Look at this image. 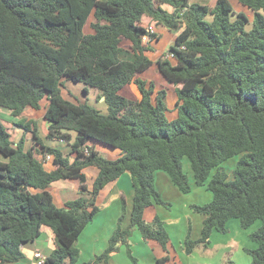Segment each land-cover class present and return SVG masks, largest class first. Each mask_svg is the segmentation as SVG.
<instances>
[{
    "label": "trees",
    "instance_id": "obj_1",
    "mask_svg": "<svg viewBox=\"0 0 264 264\" xmlns=\"http://www.w3.org/2000/svg\"><path fill=\"white\" fill-rule=\"evenodd\" d=\"M237 1L253 12L249 30L242 12L231 20L229 0H215L212 7L189 0H0V108L16 117L14 125L23 131L14 142L0 124V264L20 261L21 247L37 238L42 226L56 244L43 264L106 261L117 242L128 243L133 229L143 241L166 249L162 220L143 218L148 206L168 205L154 187L156 171L166 173L181 193L204 187L212 195L207 203L191 205L204 218L199 237L184 240L187 254L206 245L212 231L225 233L230 219L242 229L259 220L249 235L256 248L249 252L251 264H264V0ZM90 14L92 32L84 33ZM143 18L176 33L167 50L175 63L167 57L155 62L174 88L172 120L166 115V90L154 91L153 82L136 77L152 65L143 37L160 36L147 32ZM122 41L129 42L131 60L120 56ZM64 81L82 84L84 93L96 89L106 112L63 98ZM127 84L135 86L137 100L120 93ZM43 99L45 139L66 142V152L47 145L35 121L22 117L25 109L39 110ZM94 143L119 150V156L105 157ZM46 155L52 158L50 171L44 168ZM234 156L240 159L228 180L220 168ZM88 166L98 169L90 189L83 173ZM123 173L130 174L133 186L129 224L121 227L126 209L121 198L108 246L92 262L78 263L75 244L99 210V191ZM66 179L79 180V195L59 207L48 188ZM127 254L137 264L129 249Z\"/></svg>",
    "mask_w": 264,
    "mask_h": 264
},
{
    "label": "crops",
    "instance_id": "obj_2",
    "mask_svg": "<svg viewBox=\"0 0 264 264\" xmlns=\"http://www.w3.org/2000/svg\"><path fill=\"white\" fill-rule=\"evenodd\" d=\"M164 8H166L168 11H172V8L170 6L164 5ZM142 21L144 25L151 26L156 34H159L158 30L160 31L167 30L166 28L160 25H155V23H151V22L149 23L147 18H143ZM175 36L176 33H173V35L171 36L172 43L174 42ZM145 45L152 47V51L150 50L148 52L153 53L159 46V40L150 41L147 39ZM163 49L164 47H160L162 53H163ZM148 52H145V54L152 60V65L144 72L138 73L136 77L146 81L147 85L149 84V82H153L154 91L165 89L166 99L168 96L167 92L169 90L172 92V98L170 104H167L168 111L166 112L168 119L172 120L176 117L177 114L175 110L176 95L174 93V88L172 84L168 83L164 79V77L159 73L157 69V65L155 62L158 58L161 57V52H159L155 58H152ZM166 57L172 63H175V61L171 56L166 55ZM125 88H130V91H128L126 97L132 100H137L139 98L140 95L136 91V88L133 84H127ZM124 91L125 90L122 89L120 93L123 95ZM99 100L103 101V98L101 97ZM41 112L43 113L44 109ZM47 126H48L47 121H44L43 126L41 128L44 138L47 133ZM44 142L47 145H53L59 147L61 148L62 151L65 152L68 151L69 149L68 144L62 140L47 141L45 139ZM94 145H95V149L100 153L105 152L107 158L114 159L119 156V150L110 149L98 143H94ZM51 160L52 158L50 157L48 160H45L43 162L44 168L47 171L53 169ZM83 173L85 174V178H86L85 184L88 187V189H90L92 187L94 179L98 174V169L95 166H88L83 169ZM79 185L80 183L78 179L59 180L52 183L48 188V190L51 192L53 196V200L58 201V202L54 201V203L60 207L63 205L65 201L69 200V199L64 200L62 198L61 196L62 192H68L67 197H69V195H72L73 196L72 199H74L79 195ZM154 187L161 196L162 200L167 202L168 205L148 206L147 208H145L143 212V218L147 223H151L154 217L156 216L160 220H162L163 226L169 235V241L166 244V249H163L161 245L154 240L143 241L140 236V233L136 229H133L131 231L130 237L128 238L127 244L122 243L120 241L117 242L115 244L117 250L114 253H112L106 261H100L97 264H120L119 263L120 255H124L129 259V256L127 254V249L130 250L131 255L136 259L137 264L139 263V260L142 257V255L146 257L150 255L149 264H152L153 261L156 264V260L163 257L166 258L163 264H218L219 259L224 258V257H220L221 255L220 253L224 249L233 247V249L231 248L232 250H230V252L233 251L236 253L237 248L239 246L240 248H242L243 241L241 239H240L241 243H238L234 239H231L227 242L220 241L221 239L218 235L214 236V232L216 231H212L208 243L206 245L196 246L191 253L186 254L182 247L184 240L186 239V237L190 238V235L192 236L193 240L197 239L200 235V229L202 226V224H199L200 222L199 219L192 214L195 211H193L191 205H194L195 201L190 200V197H188L189 195L191 196L190 193L193 191L195 193L197 192L199 193L200 187H193L191 191L186 194L181 193L171 183L168 175L161 171H156L154 173ZM121 198L125 200V206H126L125 215L121 222V227L126 228L130 220V210H131L132 198H133L132 179L130 174L128 173L121 174L115 180L107 183L99 191V194L96 198V205L99 206V210L93 216L90 223H88L84 227L75 244L79 250L78 263L88 262V261L92 262L94 258L97 255L101 254L108 246L109 239L114 229L117 226L118 219L121 213ZM210 199H212V195ZM193 218L196 222H198V230H197V226L195 230L196 236L192 235ZM228 222L229 220L226 223V228H227L225 232L226 234H228ZM168 227H170L174 233H177L178 248L174 246L173 238L170 236ZM197 231L199 234H197ZM213 238L216 239L215 243L212 242ZM138 239L139 242L137 243ZM134 246L135 247L142 246L146 249V251H148V253H146V251L145 253H143L144 250H142L140 254H135L133 251ZM55 247L56 244L53 233L48 227L42 226L39 236L35 238L32 242L23 245L21 247V252L23 254L22 259L18 262L6 263V264H35L36 260L34 258V253H39L43 258H45L50 254V252ZM224 251L226 253L224 256L230 253L229 251L226 250ZM184 259H185V263L182 262L184 261ZM226 260H225L226 263L230 261L229 259L228 261ZM125 264H127V262H125Z\"/></svg>",
    "mask_w": 264,
    "mask_h": 264
},
{
    "label": "rangeland",
    "instance_id": "obj_3",
    "mask_svg": "<svg viewBox=\"0 0 264 264\" xmlns=\"http://www.w3.org/2000/svg\"><path fill=\"white\" fill-rule=\"evenodd\" d=\"M190 3H198V4H202V5H207V6H213L215 3V0H189ZM229 3L232 7V12L230 13V18L231 20H234L235 16L237 13L242 12L247 18H248V22L246 23L245 26V30H249L252 26V21H253V12L247 8L246 6L241 5L240 3H238L237 0H229ZM164 7V5L162 6ZM166 9V8H165ZM212 19V17L210 15L206 16L205 20L210 21ZM94 22L93 16L92 14L89 15L86 24L83 27V32L84 33H90L92 32L91 29V23ZM158 35H160L159 38V46L157 47V49L151 53L148 52L149 55L152 58H155L156 55L161 52V57H166V55H168V47L172 44V39L171 36L173 35V31H169V30H158ZM147 39L145 40V44H146ZM121 46H122V52H121V58L124 60H131L132 57V53L129 49V42L128 41H122L121 42ZM147 46V45H146ZM150 47V46H148ZM160 47H164L163 49V53L162 50H160ZM152 49V47H150ZM152 51V50H151ZM169 56V55H168ZM157 72V71H156ZM123 90H125L123 92V95L126 96L128 94V91H130V88H125L123 87ZM60 94L63 96V98L70 100V101H77V102H86L87 104L93 106L94 108L98 109L100 112L105 113L106 112V105L103 101L97 100V95H98V91L94 88H90L88 87V91L87 93L83 92V85L80 83H73L70 81H64L63 85L60 87ZM167 99H166V104H170L171 98H172V92L169 90L167 92ZM47 104V101L45 99H43L41 101V108L39 110H34V109H25L23 111L22 117H24L26 120H33L36 123L37 129H38V133L39 136L41 138H44L41 128L43 126V122L45 121L43 119V113L41 112L45 105ZM167 115V114H166ZM168 117V116H167ZM17 121L16 117H12L9 112L7 110L1 109L0 108V124L3 125L6 130L10 133L11 135V139L15 142L18 141L20 139V137L23 135V131L19 128H17V126L14 125V123ZM25 139H27V145L29 146L32 143V138H31V134L30 133H26L24 134ZM72 137L74 139L75 137V133H72ZM72 139V140H73ZM103 155L106 157V153L102 152ZM101 153V154H102ZM240 159L239 156H234L232 158L227 159L226 161H224L221 164V171H223L228 180L233 179V171L236 168L237 162ZM183 171L185 172V174L188 176V180L189 183L192 184V175L190 172V168H189V163L186 159H184L183 161ZM163 172V171H161ZM164 173V172H163ZM212 173H214V171H212ZM170 179V178H169ZM171 181V180H170ZM172 183V182H171ZM174 185V184H173ZM175 188H177L174 185ZM178 189V188H177ZM203 193V194H202ZM68 192H62L61 196L64 200L67 199H72L73 196L69 195V197H67ZM186 194V193H185ZM191 196L189 195L188 197H190V200L195 201V205H202L206 202L211 201V193L208 190H205L203 187H200L199 193H195L194 191L190 193ZM209 197V198H208ZM210 199V200H209ZM55 202H58L56 200H54ZM169 212V210H168ZM195 217H197L199 219V224H202V220L204 218V216L198 212H194L192 213ZM192 228H193V236H196L195 230H196V226H197V230H198V222H196L193 218L192 221ZM166 224V223H165ZM260 225V221L257 220L255 221L249 228L247 229H242L239 226V222L236 219H230L228 222V234L226 233H220V232H214V236L218 235L220 237V241H224L227 242L231 239L236 240L238 243H241L240 239L243 241V246L242 248H240V246L237 248V252H230V250L233 249V247H229L226 248L224 250L229 251L230 253H228V255L224 256L226 253L223 250L220 254V257H224L223 259H219V263L218 264H231L230 262H234L235 264H251L252 262V255L250 254V250H253L256 248V244L251 241L249 239V235L254 232ZM170 236L173 238V243L174 246L176 248H178V243H177V233H174L173 230L168 227ZM197 234L198 231H197ZM139 235V234H137ZM190 239L193 240L192 236L190 235ZM215 238L212 239V242L215 243ZM139 242V239L137 240V243ZM136 243V244H137ZM135 244V245H136ZM183 249H184V242L182 245ZM144 250L143 253H145L146 249L142 246H134L133 251L135 254H140V252ZM185 252V249H184ZM146 253H148V251H146ZM186 253V252H185ZM187 254V253H186ZM183 258V257H182ZM130 259V258H129ZM126 256L124 255H120V260L119 263L120 264H125V262H127V264H132L131 259L129 260ZM227 259V260H226ZM228 259L230 260L229 262H225L228 261ZM223 260V263H222ZM183 263H185V259L184 261H182ZM150 263V255L148 257L143 256L140 258L139 263L138 264H149ZM152 264H155L154 261L152 262Z\"/></svg>",
    "mask_w": 264,
    "mask_h": 264
},
{
    "label": "built area",
    "instance_id": "obj_4",
    "mask_svg": "<svg viewBox=\"0 0 264 264\" xmlns=\"http://www.w3.org/2000/svg\"><path fill=\"white\" fill-rule=\"evenodd\" d=\"M146 30L149 34L154 32L151 26H147ZM85 152H87L86 149H85ZM49 158H50V156L46 155L44 157V160H48ZM34 258L36 260L35 264H43L44 263V258L39 253H34Z\"/></svg>",
    "mask_w": 264,
    "mask_h": 264
},
{
    "label": "clouds",
    "instance_id": "obj_5",
    "mask_svg": "<svg viewBox=\"0 0 264 264\" xmlns=\"http://www.w3.org/2000/svg\"><path fill=\"white\" fill-rule=\"evenodd\" d=\"M144 26H145V28L147 27L146 25H144ZM153 33H155V32H153ZM146 39L149 40V38H148L147 36H144V37H143V44H144V45H145V40H146ZM155 40H156V39H155ZM44 161H45V160H44Z\"/></svg>",
    "mask_w": 264,
    "mask_h": 264
}]
</instances>
